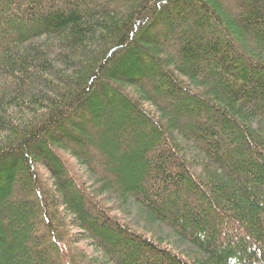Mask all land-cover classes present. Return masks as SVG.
<instances>
[{"label": "trees", "instance_id": "trees-1", "mask_svg": "<svg viewBox=\"0 0 264 264\" xmlns=\"http://www.w3.org/2000/svg\"><path fill=\"white\" fill-rule=\"evenodd\" d=\"M0 264H264V0H0Z\"/></svg>", "mask_w": 264, "mask_h": 264}]
</instances>
